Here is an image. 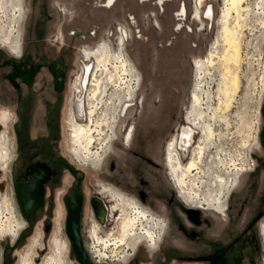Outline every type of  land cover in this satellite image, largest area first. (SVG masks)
I'll return each mask as SVG.
<instances>
[{
    "label": "flooded vegetation",
    "instance_id": "1",
    "mask_svg": "<svg viewBox=\"0 0 264 264\" xmlns=\"http://www.w3.org/2000/svg\"><path fill=\"white\" fill-rule=\"evenodd\" d=\"M21 1L18 0L19 13L17 17L19 19L23 14ZM35 1L37 2L36 14L31 16V12H29L22 28H20L22 33L17 30L19 33L16 40L6 44L3 38L0 39V45L11 53L7 51V54L0 48V104L7 109L9 114L0 112V167L1 169L6 168L9 161L5 128L9 122L14 148L9 161L8 177L12 188V197H14L20 218L24 222V227L17 225L12 218V213L9 214L10 217H5V221L0 225L11 227L14 233L4 237L18 236L22 229H27L38 218L41 223V237L48 233L51 226L50 208L54 199L53 194L61 184L62 174L66 173L70 182L68 185H64L59 193L64 210V218L61 221L63 236H65L64 221L67 214L66 201L75 206L74 193L77 186V194L80 195L78 235L82 241V248L85 252L90 248L91 253L101 258L107 257L114 262L94 263L88 257V262L91 264H130L132 261L134 264H168L169 262L174 264H257V260L263 255L259 227L264 218V99L260 102L257 143L252 155H249L246 170L238 175V179L234 180L232 186L228 182L221 192H218L219 188L217 187L218 194L215 193V190L210 194L207 189L206 193L199 188L190 190L185 179V184H181L177 174L180 171L179 167L182 168L187 162L182 163L180 153L176 149L177 142L181 135H184L185 130V127L179 125L176 130V138L172 141V136L168 138L165 156H163L166 177L174 186V188H170L155 177L156 173L160 172V166L155 161L153 131L147 120H144L145 116L140 119L139 117H129L132 112L141 114L144 109V101L139 94L140 73L138 75L135 72L122 52L112 54L108 45H100L95 50L84 53V50L90 48L81 49L80 53H83L85 60L83 61L81 57L80 72L72 85V90L75 93L72 97L67 121L72 144L74 146L75 143L77 147V150L72 147V155L80 161V158L76 156L79 154L82 156L81 160L84 166L96 169L107 154V149L110 148V143L115 135L119 137L122 147L121 150H118L115 163L107 160L104 164L109 171L116 169L114 178L116 187H113L117 189L101 185L99 188L102 191H92L90 195L85 196L81 189V173L78 167H74L64 155L59 153L57 138L62 97L68 83L72 82L68 68H70V55L74 47L73 44L71 45L65 40V36L69 39L83 40L86 30L63 29L62 23L55 34L46 37V23L51 20L47 0ZM164 1L166 0H156L155 5L160 6ZM194 1L196 5L195 9H192L193 20L202 22V19H211V6L202 5L206 0ZM51 2L58 19L65 17L67 21H71L78 15V11L74 7V0H51ZM112 2L113 0H105L102 6L110 7ZM82 5L85 7L89 3L82 0ZM184 8V3H180L177 11L178 16H184ZM156 23L157 21L154 20L153 26H158ZM118 27L123 29L119 45L122 46L123 41L127 40L128 29L123 26ZM90 60L95 62V71L92 74L90 90L85 102L82 93L86 91L88 82H90L92 66L86 63ZM105 61H108L105 67L101 66ZM122 61L126 62L127 69L132 73L131 89L130 91L127 88L117 92L113 91L109 98L105 99L110 89L105 88V94L102 97L103 87L112 81L118 82L119 78L116 77H123ZM169 61L167 66L174 65L173 59ZM201 63H195L196 78L202 69ZM155 66L156 72L159 69L157 62ZM109 73L113 75L111 79L106 77ZM126 79L127 77L124 79L125 83L128 80ZM172 83L170 81V85ZM157 87L163 88L164 86L159 85L158 79H153L151 88ZM161 92L160 98L163 97L164 91ZM192 93H196V90ZM133 98L134 101L130 104ZM161 101L162 99L159 102ZM105 103L117 107V115L111 132L101 122L105 119L104 115L107 109V105L104 106ZM101 105L105 109L102 110V116H99L98 107ZM121 111L123 114L120 118ZM82 113L84 121L80 119ZM86 120L88 126L80 124ZM187 123L191 127L189 122ZM97 127L98 130L101 129L99 133H96L100 138H95L97 147H91L92 152L89 155L90 158L98 159V163L93 165L90 159L86 158V154L80 151L76 141L88 129ZM85 128L87 129L85 130ZM104 129L109 134L106 135L104 132L105 137L103 138ZM29 181L39 183L41 203L26 218L20 210L16 195L19 186H27ZM228 186H230L229 189ZM121 189L131 192L132 199L125 196L120 191ZM94 197L101 200L102 205L96 207L103 212L102 223L94 216L91 207L90 202ZM103 198L109 199L112 206H109L108 201ZM114 202L116 206H114ZM84 205H86L87 216L83 220ZM156 205L159 207L158 210L164 221L156 217L150 210ZM6 207L5 204L4 208ZM131 223L136 224V234L133 233L134 235L126 233ZM113 224L117 234L110 240L109 238L103 240L102 235L110 237L113 235L112 232H109L114 230ZM149 234L153 235V241L150 240ZM172 234H178L180 239L172 240ZM65 238L67 239V236ZM83 238H86L88 242L86 248H84ZM123 238H126L127 241L131 238L140 240L131 248L125 247L120 242ZM33 243L35 246L38 241L33 240ZM144 243L151 250L145 247ZM53 244L54 251L57 253L56 257L60 259L66 250V242L56 239ZM140 244L142 245L138 246ZM9 247L12 248V244H9ZM110 248L112 250L109 251ZM128 251L130 253H127ZM2 253L1 264L5 260V254ZM22 262L32 264L27 254L21 260ZM74 264H77L75 260Z\"/></svg>",
    "mask_w": 264,
    "mask_h": 264
},
{
    "label": "rangeland",
    "instance_id": "2",
    "mask_svg": "<svg viewBox=\"0 0 264 264\" xmlns=\"http://www.w3.org/2000/svg\"><path fill=\"white\" fill-rule=\"evenodd\" d=\"M74 1L78 15L71 21H67L65 17L58 19L51 0L46 1L51 15V20L46 23V37L55 34L62 23L63 29L86 30L83 40L69 39L65 36V40L71 45L73 44L74 47L70 55V68H68L72 82L68 83L62 97L57 138L59 153L64 155L74 167H78L81 173L82 193L88 196L92 191L100 192L102 191L99 188L101 185L116 187L114 179L116 169L109 171L104 164L107 160L115 163L118 150L122 149L119 137L115 135L110 143V148L107 149V154L96 169L84 166L81 160L82 156L76 154L80 158V162L73 157L71 152L72 147L77 150L76 144L74 143V146L72 144L67 125L68 111H70L72 97L75 93L72 90V85L80 72L81 57L83 61L85 60L83 53L95 50L104 44L109 46L112 54L122 52L135 72L141 75L139 94L143 98L144 109L141 114L132 112L129 117H139L140 119L145 116L144 120H147L153 131L155 161L160 166V172L156 173L155 177L159 178L167 187L174 188L166 177L163 156H165L168 138L172 136L171 141L176 138V130L179 125L185 128L189 127L188 121H186L189 117L197 125L198 130H195L196 132L192 136L188 159L182 161L184 164L187 163L182 168L188 169L192 158H197L198 155H201V160L199 169L190 173L186 172L187 184L192 187L195 184L204 193L207 189L210 194L218 189L217 183H215L217 179L225 180V186L228 185V182L232 186L238 175L246 170L248 165L246 158L248 155H252L257 143L260 102L264 99V0H243L242 8L245 10L239 11L240 18L231 15L228 20L229 28L238 26L239 31H237L236 39L239 44V61L233 65H225L223 61V55L227 51L234 50V48H227V50L222 41L223 30L219 25V19L224 7V0L204 1L202 5L211 6L212 16L209 20L202 19V22L197 20L198 23L193 20L192 9L194 10L196 5L194 0H166L160 6L155 5L156 0H113L110 7L102 6L105 0H86L89 5L85 7L82 5V0ZM182 2L185 6V14L178 16V6ZM21 3L23 14L19 19L17 17L19 13L18 0H0V39L10 36L12 41L16 40L18 33H22L20 28H22L29 12H31V16H35L37 6L35 0H22ZM154 20L157 21L158 26H153ZM118 26L125 27L129 32H127V40L123 41L122 46L119 45L123 29ZM0 48L5 53H10L4 46L0 45ZM83 48L90 49L84 50L81 54L80 50ZM211 54L212 63L207 65ZM170 59H173L174 64L171 67L167 66ZM156 62L159 69L155 72ZM196 62H202L200 66L204 70L198 74L197 78ZM86 63L92 66V71L89 85L82 93L85 102L90 90L92 74L95 71L94 60L86 61ZM153 79H158L159 85L164 87L151 88ZM170 81L173 82L171 85ZM195 90L199 93V103L197 112L191 114L194 108L192 92ZM161 91H164L162 98H160ZM112 92L113 90H110L105 99H108ZM76 95H78L77 92ZM227 97L229 98L227 99ZM161 99L162 101L159 102ZM133 101L134 98L130 104ZM98 108L99 116H102V110L105 108L102 105ZM0 112L8 114L7 109L1 104ZM122 114L121 111L120 118ZM80 124L88 126L87 120ZM5 128L7 156L10 161L14 143L9 122ZM104 132L106 135L109 134L104 129L103 138L105 137ZM93 136L96 139L100 138L96 133ZM9 161L6 168L1 169L0 167V224L5 221V217L9 218V214L12 213L16 218L17 225L24 227V222L20 218L14 197H12V188L8 177ZM69 179L66 173L62 174L61 184L53 194L54 199L50 208L51 226L46 235L41 237V223L38 218L32 222L31 226L21 231L16 239L0 236V252L2 253L6 247L3 251L5 254L4 264H21V260L26 254L32 264H47L51 258L58 262L56 264H74L69 250V241L63 236L61 221L64 218V210L59 195L63 186L69 184ZM120 191L132 199L131 192L126 189ZM215 193L218 194L217 191ZM106 200L109 206H112L109 199ZM5 204L6 208H4ZM85 206H83V220L87 216ZM114 206H116L115 202ZM143 206L146 207V205ZM158 209L159 207L156 205L150 210L156 217L163 220ZM114 226L113 224V228ZM259 228L263 255L257 260V264H264V218ZM109 232L113 234L111 237L102 235L101 238L110 240L117 234L116 228ZM56 239L66 242L67 249L65 257L63 256V262L61 257L60 259L56 257L57 253L54 251L53 243ZM171 239L178 240L180 237L178 234H172ZM33 240H37L38 244L34 246ZM83 241L84 248H86L88 244L86 238H83ZM9 244H12V248L9 247ZM143 245L151 250L146 243ZM168 264L174 263L169 262Z\"/></svg>",
    "mask_w": 264,
    "mask_h": 264
},
{
    "label": "bare ground",
    "instance_id": "3",
    "mask_svg": "<svg viewBox=\"0 0 264 264\" xmlns=\"http://www.w3.org/2000/svg\"><path fill=\"white\" fill-rule=\"evenodd\" d=\"M242 1L243 0H224V7H223V10H222V13H221V18L219 20V25H220V27L223 30V40L222 41L224 43V46H226V49L227 48L228 49L234 48V50H232V52L231 51H227V52L225 51L226 53L224 52L225 54L223 55V61H224L225 65L226 64L227 65L228 64H232V65L233 64H237V61H239L238 60V57H239L238 56V53H239L238 52L239 51L238 50V47H239L238 45L239 44L236 41V39L238 37V35H237V31H238L237 28H238V26H236V24H235L236 27L233 26L232 28L231 27L229 28V22H228V20H229V18H231V15H236V18L237 17L240 18L239 17V14H240L239 11L245 10V9L242 8L243 7L242 6ZM234 22H237V21L234 20ZM0 36H1V34H0ZM3 39H4V42L6 44H8V43L10 44L11 42H13L10 36L3 37ZM211 57H212V55L209 56V58H208L209 61L207 62V65H210L212 63V58ZM118 60H120V59H118ZM107 62L108 61H105L103 64H101V66L105 67V65H106ZM199 72L202 73V72H204V70L203 69H200ZM122 74H123V77H121V76L116 77V78H119L118 79V82L117 81L116 82L115 81L114 82L112 81V83H108V85H106V86L103 87V93L101 94L102 97L105 94V91H104L105 88H108L110 90L112 89L115 92L120 91L121 89H125V88H127L130 91V89H131V83L130 82L133 80V77H132L131 71H129L127 69L126 62H124V61H122ZM111 76H113L112 73H109V74H107L106 77L109 78V79H111ZM126 77L128 79V80L126 79L127 80L126 81L127 83H125V81H124V79ZM124 84H126L127 86H125ZM102 97H100V98L102 99ZM228 98L229 97H227V99ZM198 103H199V93L196 92V93L193 94V104H194L193 107L194 108H193L191 114L197 112ZM106 105H107V109L105 110V115H104L105 119H103V121H101V122L104 125V127H106L109 130V132H111V130L113 128V125H114V121L116 119V115H117V107L115 105H113V104H110L109 105L108 103L107 104L106 103L104 104L105 107H106ZM77 117H78V112H77ZM80 119H81V121H84L83 113H82V118H80ZM188 122L191 125V127L189 126L191 129L189 127H186L185 128L184 135H181V137L179 138V140L177 142V148H176L179 151V153H180V156H181V160L182 161H185L186 159H188V155H189V152H190V147H191V144H192V136L196 132L195 130H198L197 129V125L194 122H192L189 119V117H188ZM100 130H98V127L96 129H88L87 132L84 133L80 138H78V141H76L77 142V146L79 147L80 151H82V153H85L86 154V158H89L90 161L93 163V165H96L98 163V159L96 160V158L93 159V158H90V156H89L91 154V152H92L91 147H93L95 145V143L97 142L95 140V137L93 136V134L94 133H99ZM97 156H98V154L96 153V157ZM200 160H201V155H198L197 158H194V159L192 158V160L189 163L188 169L184 170L183 168L179 167L180 168V171H179V174H177V176H178V179L181 180V184H185L184 179H185L186 172H189L190 173L193 170L199 169V163H200L199 161ZM237 179H238V177L236 178V180ZM215 183H217V186L216 187L219 188L218 189V192H221L224 189V187H226L225 186V180H223V179H217L215 181ZM187 186H189V185H187ZM189 188H190V190H193V189H197L198 187L195 184H193V187L192 186H189ZM12 216H13L12 218H13L14 222H16V224H17V221H16L15 216L13 214H12ZM126 231H127L126 232L127 234H133V233L136 234V224L135 223H131L128 226V228H127ZM10 233H14V230H12L11 227H9V226L8 227H4V226H1L0 225V236L1 237H4V236H6L7 234H10ZM16 236H14V237L9 236V237L10 238H15ZM149 238H150V240L153 241V235L152 234L149 236ZM139 240L140 239H138V238H131L130 240L127 241L126 238H123V240H121L120 242L125 247L128 246V247L133 248L139 242ZM91 247H92V245H91ZM66 249H67V246H66ZM87 252L91 253L90 248H88V251ZM65 253H66V250L61 255L62 262H63V258L65 257L64 256ZM91 254H93L94 257H97L98 261H102V260L105 261L106 260L108 262L114 263V262H112L111 259H109L107 257L106 258H101V257H98L94 253H91ZM56 263H58V262H56L53 259H51L47 264H56ZM21 264H24V262H22Z\"/></svg>",
    "mask_w": 264,
    "mask_h": 264
},
{
    "label": "water",
    "instance_id": "4",
    "mask_svg": "<svg viewBox=\"0 0 264 264\" xmlns=\"http://www.w3.org/2000/svg\"><path fill=\"white\" fill-rule=\"evenodd\" d=\"M40 185L39 183H33L29 181L27 186L20 185L17 191L16 197L18 198L20 210L24 217H28L35 208L41 203ZM78 193V187H75V201L76 204L73 206L66 201L65 209L67 210L66 219L64 221V232L69 241V250L71 256L74 258L77 264H91L88 261V256L85 250L82 248V241L79 234V206H80V195ZM91 207L93 209L94 216L97 220L102 223L103 212L98 210L97 205L101 204V200L94 197L91 200ZM102 205V204H101ZM130 264H134L132 261Z\"/></svg>",
    "mask_w": 264,
    "mask_h": 264
},
{
    "label": "built area",
    "instance_id": "5",
    "mask_svg": "<svg viewBox=\"0 0 264 264\" xmlns=\"http://www.w3.org/2000/svg\"><path fill=\"white\" fill-rule=\"evenodd\" d=\"M249 155H248V157L246 158V160H249ZM86 251H88V249L86 250ZM87 253V256L89 257V259H91L92 261H94V263L95 262H103V260L102 261H98V259H97V257H94L93 256V254H91V253H89V252H86ZM73 259V258H72ZM73 261H74V259H73ZM106 261V260H105ZM74 263V262H73ZM0 264H1V257H0Z\"/></svg>",
    "mask_w": 264,
    "mask_h": 264
},
{
    "label": "crops",
    "instance_id": "6",
    "mask_svg": "<svg viewBox=\"0 0 264 264\" xmlns=\"http://www.w3.org/2000/svg\"><path fill=\"white\" fill-rule=\"evenodd\" d=\"M3 111H6V110H3ZM8 112V111H7Z\"/></svg>",
    "mask_w": 264,
    "mask_h": 264
},
{
    "label": "trees",
    "instance_id": "7",
    "mask_svg": "<svg viewBox=\"0 0 264 264\" xmlns=\"http://www.w3.org/2000/svg\"><path fill=\"white\" fill-rule=\"evenodd\" d=\"M2 264H4V262Z\"/></svg>",
    "mask_w": 264,
    "mask_h": 264
}]
</instances>
